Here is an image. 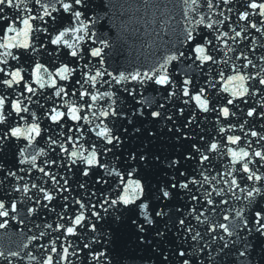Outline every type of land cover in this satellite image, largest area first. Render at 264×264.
<instances>
[{
  "label": "snow or ice",
  "instance_id": "1",
  "mask_svg": "<svg viewBox=\"0 0 264 264\" xmlns=\"http://www.w3.org/2000/svg\"><path fill=\"white\" fill-rule=\"evenodd\" d=\"M0 264H264V0H0Z\"/></svg>",
  "mask_w": 264,
  "mask_h": 264
},
{
  "label": "water",
  "instance_id": "2",
  "mask_svg": "<svg viewBox=\"0 0 264 264\" xmlns=\"http://www.w3.org/2000/svg\"><path fill=\"white\" fill-rule=\"evenodd\" d=\"M105 31L107 30V25H106V27H105V29H104Z\"/></svg>",
  "mask_w": 264,
  "mask_h": 264
}]
</instances>
